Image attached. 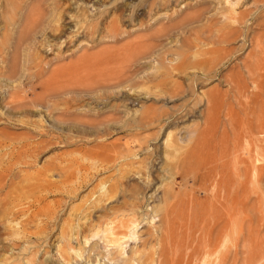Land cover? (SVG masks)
Listing matches in <instances>:
<instances>
[{"label": "rangeland", "instance_id": "rangeland-1", "mask_svg": "<svg viewBox=\"0 0 264 264\" xmlns=\"http://www.w3.org/2000/svg\"><path fill=\"white\" fill-rule=\"evenodd\" d=\"M23 1L0 0V264H264V0H63L11 51Z\"/></svg>", "mask_w": 264, "mask_h": 264}, {"label": "bare ground", "instance_id": "bare-ground-1", "mask_svg": "<svg viewBox=\"0 0 264 264\" xmlns=\"http://www.w3.org/2000/svg\"><path fill=\"white\" fill-rule=\"evenodd\" d=\"M62 1L63 0H25V2L23 1V5L20 6V11H22L20 19L16 22H14L12 24V29L11 31L13 32V36L14 39L12 40L11 46L9 47V50H15L16 49V41L15 38L18 37L19 39L24 38L25 41V45L26 43H28V41L32 40L36 35H40L41 33L47 31L48 29L52 28V27H46L47 23L50 21V18L52 17V10L50 12V9L52 7L53 11L57 12V17L60 18L61 14H62ZM226 3L229 2V0H223ZM233 1V0H232ZM241 0H235V3H233V6L235 5H239ZM231 2V1H230ZM224 3V2H223ZM232 3V2H231ZM223 11H225L224 9H222ZM228 10V9H227ZM227 10L225 12H227ZM221 11V10H220ZM55 12V13H56ZM223 12H221L222 14ZM220 14V15H221ZM225 14V13H224ZM224 14H222V16L224 17ZM2 16V14H1ZM221 17V16H220ZM58 18V21H59ZM57 20V19H56ZM239 19H237V23H239L238 21ZM50 23V22H49ZM241 24V23H240ZM243 24V23H242ZM17 25V26H16ZM55 27V26H54ZM48 28V29H47ZM60 28V27H59ZM53 33L58 31V28H53L52 29ZM91 30V29H90ZM51 33V32H50ZM92 33V32H91ZM208 33V32H207ZM42 35V34H41ZM45 35V34H44ZM10 36V35H9ZM227 42V37L226 35L222 34L220 36H216V38L213 39V44L214 45H221ZM29 46V45H28ZM10 51V52H11ZM249 65V64H248ZM257 69L261 70V63L259 64H254L251 68H248L247 70V74L248 77L250 79H254L255 76V71H257ZM258 79V78H257ZM248 81V80H247ZM257 87V86H256ZM238 89V88H236ZM240 91V90H239ZM255 115V114H254ZM259 120V119H258ZM263 122V120L261 121ZM261 124V123H259ZM257 125L256 123L254 124V127H251L250 131H251V136L252 137H257L258 135L260 136V134H264V131H262L261 126ZM263 124V123H262ZM261 124V125H262ZM246 155H248V150H246ZM250 154V152H249ZM197 164H199L198 161L195 162L194 166L191 165H185L183 169H181V172L179 173V177H181L183 184L179 185L180 187H178V191L176 193L177 197H180L182 195H184L186 193V189L190 190L194 187H199L200 189H202V187H200L204 182H205V175L199 170V168L195 167ZM245 165V164H244ZM189 168V169H188ZM253 170V169H252ZM246 174V173H244ZM209 184V183H207ZM219 184V183H218ZM212 187V186H211ZM210 187V188H211ZM209 188V189H210ZM221 188V187H220ZM196 189V188H195ZM144 189H142L143 192ZM220 192V191H219ZM141 193V192H140ZM203 195H207V190H203L202 191ZM215 197V196H214ZM203 199V198H202ZM189 201L190 203L195 201L194 196H192L190 194L189 196ZM135 205V204H134ZM191 205V204H190ZM204 205V204H203ZM136 206V205H135ZM138 206V205H137ZM205 206V205H204ZM133 207V206H132ZM180 207V206H179ZM191 208V207H190ZM180 209V208H179ZM133 211V210H132ZM180 212V211H179ZM177 213V212H176ZM198 214V213H197ZM229 214V213H228ZM134 215V213H133ZM175 215V207L172 206L168 209V211H166V216L164 219V235H165V246H166V250L170 252V254L175 253V243H173L172 237H173V216ZM185 217V215H184ZM128 219V218H127ZM134 219V218H132ZM184 219V218H183ZM205 219V218H204ZM123 221V220H122ZM135 221V219H134ZM133 220H127V225H132L135 224ZM184 221V220H183ZM120 222V221H119ZM125 222V221H124ZM122 223V222H121ZM124 224V223H123ZM202 224V222H201ZM222 224V223H221ZM121 225V224H118ZM116 226V225H115ZM197 226V225H196ZM119 227V226H118ZM116 227V228H118ZM122 227V226H121ZM131 227V226H130ZM182 227V226H181ZM195 227V226H194ZM77 230L74 232L72 229L73 234L72 235H80L83 233L84 231V227L83 226H78L76 227ZM116 228L114 230H116ZM125 229V228H124ZM110 230V229H109ZM108 230V231H109ZM120 230V229H119ZM123 230V229H121ZM117 231V230H116ZM115 231V232H116ZM198 231V230H197ZM215 231V230H214ZM111 232V231H109ZM113 233V231H112ZM120 233V232H119ZM17 234V233H14ZM97 234V233H96ZM194 234V233H193ZM110 235V234H109ZM198 235V234H197ZM96 236V235H94ZM93 236V237H94ZM215 236V235H214ZM92 237V238H93ZM192 237V236H191ZM198 237V236H197ZM205 240V238H204ZM88 240L87 238L85 239V244H88ZM109 244H111V246L116 245V243L118 242L116 239L113 240H109L107 241ZM159 243V242H158ZM206 243V242H205ZM84 244V245H85ZM70 245V243H69ZM92 247L94 245H91ZM91 247V248H92ZM95 247V246H94ZM93 247V248H94ZM92 248V249H93ZM97 248V247H96ZM91 249V250H92ZM144 249V248H143ZM145 250V249H144ZM70 251H73L72 248H70ZM94 251V250H93ZM83 252V251H82ZM69 254V253H68ZM143 254V253H142ZM70 255V254H69ZM80 256V254H76V257ZM119 256V255H118ZM76 257H72L73 260H75V262H77ZM82 257V256H81ZM120 257V256H119ZM89 261L87 260V262L85 264H97V257L95 256L93 259L90 260V257L88 256ZM158 258V257H157ZM97 259V260H96ZM120 260V259H119ZM122 264H129L127 261H122Z\"/></svg>", "mask_w": 264, "mask_h": 264}]
</instances>
